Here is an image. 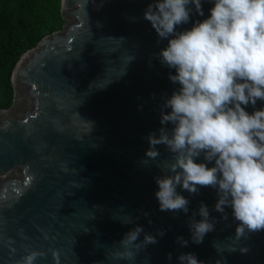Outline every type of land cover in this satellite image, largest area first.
<instances>
[{
  "label": "water",
  "instance_id": "1",
  "mask_svg": "<svg viewBox=\"0 0 264 264\" xmlns=\"http://www.w3.org/2000/svg\"><path fill=\"white\" fill-rule=\"evenodd\" d=\"M150 2L61 0L62 28L17 61L13 103L0 109V264H16L31 249L45 253L35 264H180L189 252L203 264H264V231L235 238L232 210L227 220L214 210L215 189L190 194L178 186L188 214L159 209L154 178L162 173L141 161L146 137L161 127L164 97L179 86L156 57L167 40L144 19ZM202 6L204 16L193 9L177 31L209 15L211 3ZM157 147L161 159L169 156ZM201 203L218 222L195 244L189 217L200 219ZM137 225L135 258L116 257ZM145 234L157 242L137 249Z\"/></svg>",
  "mask_w": 264,
  "mask_h": 264
},
{
  "label": "clouds",
  "instance_id": "2",
  "mask_svg": "<svg viewBox=\"0 0 264 264\" xmlns=\"http://www.w3.org/2000/svg\"><path fill=\"white\" fill-rule=\"evenodd\" d=\"M206 2L211 3L209 15L177 31L190 22L193 9L203 17ZM144 19L159 40H167L156 57L174 69L168 78L179 86L164 97L161 127L158 135L146 137L149 147L141 161L154 162L162 173L154 178L159 209L188 214L190 201L177 187L190 194L211 187L217 193L214 210L227 220L225 209L230 208L238 222L235 238L264 231V106L255 108L258 100L264 101V0H151ZM248 105L253 106L251 113ZM159 145L166 148L167 158L161 159ZM196 214L189 217V230L192 242L199 244L218 221L203 203L199 220ZM142 231L137 225L126 233L120 241L123 251L115 256L134 259L130 246L140 241ZM177 240L187 246L182 237ZM156 242L145 234L136 248ZM44 255L27 250L16 264H35ZM177 259L180 264H203L190 252Z\"/></svg>",
  "mask_w": 264,
  "mask_h": 264
},
{
  "label": "trees",
  "instance_id": "3",
  "mask_svg": "<svg viewBox=\"0 0 264 264\" xmlns=\"http://www.w3.org/2000/svg\"><path fill=\"white\" fill-rule=\"evenodd\" d=\"M61 0H0V109L13 103L11 74L20 56L62 28Z\"/></svg>",
  "mask_w": 264,
  "mask_h": 264
}]
</instances>
